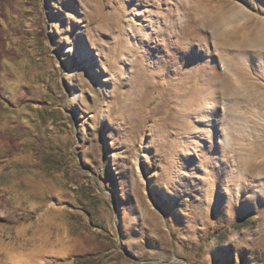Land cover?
<instances>
[{
	"label": "rangeland",
	"instance_id": "374dc122",
	"mask_svg": "<svg viewBox=\"0 0 264 264\" xmlns=\"http://www.w3.org/2000/svg\"><path fill=\"white\" fill-rule=\"evenodd\" d=\"M0 23V264H264V0Z\"/></svg>",
	"mask_w": 264,
	"mask_h": 264
},
{
	"label": "trees",
	"instance_id": "16d2710c",
	"mask_svg": "<svg viewBox=\"0 0 264 264\" xmlns=\"http://www.w3.org/2000/svg\"><path fill=\"white\" fill-rule=\"evenodd\" d=\"M0 2H2V0H0ZM1 7H2V5H1ZM4 42H5L4 30H3L2 24L0 23V43L2 44Z\"/></svg>",
	"mask_w": 264,
	"mask_h": 264
}]
</instances>
